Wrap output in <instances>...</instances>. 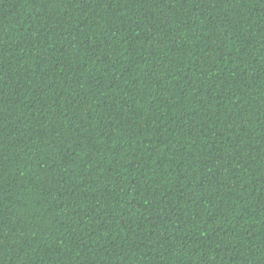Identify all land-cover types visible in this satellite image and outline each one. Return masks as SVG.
<instances>
[{"label": "trees", "instance_id": "16d2710c", "mask_svg": "<svg viewBox=\"0 0 264 264\" xmlns=\"http://www.w3.org/2000/svg\"><path fill=\"white\" fill-rule=\"evenodd\" d=\"M0 264H264V0H0Z\"/></svg>", "mask_w": 264, "mask_h": 264}]
</instances>
